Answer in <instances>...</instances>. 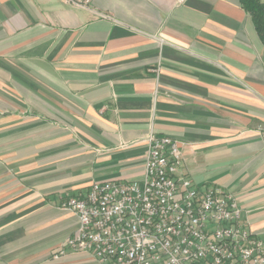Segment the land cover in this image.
<instances>
[{
  "label": "crops",
  "instance_id": "crops-1",
  "mask_svg": "<svg viewBox=\"0 0 264 264\" xmlns=\"http://www.w3.org/2000/svg\"><path fill=\"white\" fill-rule=\"evenodd\" d=\"M264 45L237 0H0V264L54 259L62 208L137 180L149 132L181 172L231 192L264 238Z\"/></svg>",
  "mask_w": 264,
  "mask_h": 264
},
{
  "label": "built area",
  "instance_id": "built-area-1",
  "mask_svg": "<svg viewBox=\"0 0 264 264\" xmlns=\"http://www.w3.org/2000/svg\"><path fill=\"white\" fill-rule=\"evenodd\" d=\"M87 6L90 0H63ZM264 139V129L260 130ZM140 179L93 182L62 208L78 227L54 252L98 264H264V238L241 220L236 197L181 172L176 140L149 132Z\"/></svg>",
  "mask_w": 264,
  "mask_h": 264
},
{
  "label": "trees",
  "instance_id": "trees-1",
  "mask_svg": "<svg viewBox=\"0 0 264 264\" xmlns=\"http://www.w3.org/2000/svg\"><path fill=\"white\" fill-rule=\"evenodd\" d=\"M251 17L254 28L264 45V0H237Z\"/></svg>",
  "mask_w": 264,
  "mask_h": 264
}]
</instances>
